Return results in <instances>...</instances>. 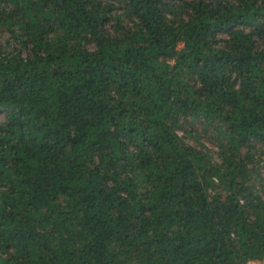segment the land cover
<instances>
[{
    "label": "trees",
    "instance_id": "obj_1",
    "mask_svg": "<svg viewBox=\"0 0 264 264\" xmlns=\"http://www.w3.org/2000/svg\"><path fill=\"white\" fill-rule=\"evenodd\" d=\"M0 32V264L264 261V0H0Z\"/></svg>",
    "mask_w": 264,
    "mask_h": 264
},
{
    "label": "rangeland",
    "instance_id": "obj_2",
    "mask_svg": "<svg viewBox=\"0 0 264 264\" xmlns=\"http://www.w3.org/2000/svg\"><path fill=\"white\" fill-rule=\"evenodd\" d=\"M6 37H7V35H3V34L0 32V40H1V41H4ZM182 46H183V44H180V47H182ZM21 54H22L23 56H27V55H28V52H27L25 49H22V50H21ZM197 128H198V130L200 131L201 128H202V126H201V125H197ZM180 133L183 134L182 131H180ZM188 138H189V139H187V141H189V142L194 141V140L191 139L190 137H188ZM202 140H203V141H206V138H202ZM208 145H209L210 147H214L210 142H208ZM263 176H264V169H263ZM249 263H250V264H264V261L254 260V261H249V262H247L246 264H249Z\"/></svg>",
    "mask_w": 264,
    "mask_h": 264
},
{
    "label": "built area",
    "instance_id": "obj_3",
    "mask_svg": "<svg viewBox=\"0 0 264 264\" xmlns=\"http://www.w3.org/2000/svg\"><path fill=\"white\" fill-rule=\"evenodd\" d=\"M250 264V263H249Z\"/></svg>",
    "mask_w": 264,
    "mask_h": 264
}]
</instances>
